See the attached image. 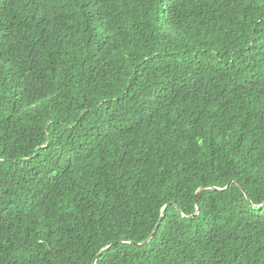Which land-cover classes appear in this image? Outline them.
<instances>
[{"label":"trees","instance_id":"1","mask_svg":"<svg viewBox=\"0 0 264 264\" xmlns=\"http://www.w3.org/2000/svg\"><path fill=\"white\" fill-rule=\"evenodd\" d=\"M96 260L264 264V0H0V264Z\"/></svg>","mask_w":264,"mask_h":264},{"label":"water","instance_id":"2","mask_svg":"<svg viewBox=\"0 0 264 264\" xmlns=\"http://www.w3.org/2000/svg\"><path fill=\"white\" fill-rule=\"evenodd\" d=\"M156 233V230L154 231V233H153V235ZM152 235V236H153ZM152 236L149 238V240L152 238ZM94 264H97V260L95 261V263Z\"/></svg>","mask_w":264,"mask_h":264}]
</instances>
